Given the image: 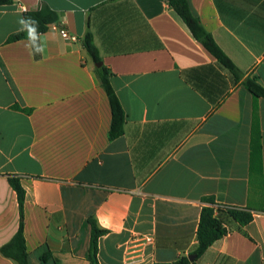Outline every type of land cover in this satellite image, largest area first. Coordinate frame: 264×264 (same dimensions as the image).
<instances>
[{"label": "crops", "instance_id": "0c3cea01", "mask_svg": "<svg viewBox=\"0 0 264 264\" xmlns=\"http://www.w3.org/2000/svg\"><path fill=\"white\" fill-rule=\"evenodd\" d=\"M218 46L264 86V0H189ZM50 7L43 56L26 39L8 43L26 11ZM91 33L126 112L111 140L112 107L85 49ZM254 96L197 41L167 0H14L0 6V248L21 215L9 177L26 191L30 264H264V99L258 100L262 156L252 154ZM248 210L242 227L220 211L229 233L204 255V207ZM0 264H16L0 251Z\"/></svg>", "mask_w": 264, "mask_h": 264}, {"label": "trees", "instance_id": "16d2710c", "mask_svg": "<svg viewBox=\"0 0 264 264\" xmlns=\"http://www.w3.org/2000/svg\"><path fill=\"white\" fill-rule=\"evenodd\" d=\"M169 6L175 11L182 22L189 29L192 36L199 41L218 61L220 66L227 70L233 77L235 83L242 81L243 86L254 96V110L252 121V154L255 157L262 156L261 128L258 100L264 99V86L259 82L257 77L245 78L244 73L234 64V62L226 55V53L218 46L213 36L203 27L200 18L194 13L189 0H167ZM14 0H0V6L13 4ZM24 16H30L39 21V31L43 34L48 31L49 27L59 22V14L50 7H44L36 11H26ZM26 39V33H14L8 43ZM83 45L95 64L101 63L102 58L99 50L94 42V37L88 33ZM95 71L106 90L110 104L112 107V125L109 132L111 140L122 137L125 132V124L127 115L116 94L111 82V74L104 66L96 67ZM9 181L15 192L17 193L21 223L20 228L14 238L8 244L0 248L2 255L13 260L16 264H30L29 254L26 247L25 224H24V207L26 202V191L22 186L19 177L10 176ZM226 211L228 215L240 226L244 227L253 221V214L244 209L225 208L208 206L204 207L201 212L199 227L197 231L198 248L196 255L201 257L206 251L217 241L228 235L229 230L224 225V221L217 213ZM91 225V242L89 251V260L92 264H99V240L108 233L107 230L101 229L95 219H90ZM188 258H181L173 264H189Z\"/></svg>", "mask_w": 264, "mask_h": 264}, {"label": "clouds", "instance_id": "9594fccd", "mask_svg": "<svg viewBox=\"0 0 264 264\" xmlns=\"http://www.w3.org/2000/svg\"><path fill=\"white\" fill-rule=\"evenodd\" d=\"M22 11H27L26 8H22ZM19 28L17 29L18 33H26V41L24 46L28 51L29 55L43 56L46 47V34L39 31V21L30 16L21 15L17 21Z\"/></svg>", "mask_w": 264, "mask_h": 264}, {"label": "built area", "instance_id": "2783aa9c", "mask_svg": "<svg viewBox=\"0 0 264 264\" xmlns=\"http://www.w3.org/2000/svg\"><path fill=\"white\" fill-rule=\"evenodd\" d=\"M55 29H58L61 33V36L65 39H70L72 41H76V37L69 34V32L65 28H61L57 23L52 24Z\"/></svg>", "mask_w": 264, "mask_h": 264}, {"label": "water", "instance_id": "95a60500", "mask_svg": "<svg viewBox=\"0 0 264 264\" xmlns=\"http://www.w3.org/2000/svg\"><path fill=\"white\" fill-rule=\"evenodd\" d=\"M103 64H102V62L101 63H98V64H96V67H101ZM198 257V255H192V256H190V260L192 261V260H194L195 258H197Z\"/></svg>", "mask_w": 264, "mask_h": 264}]
</instances>
